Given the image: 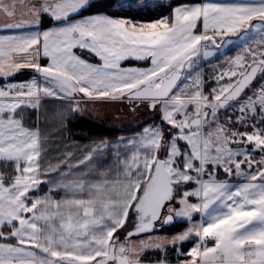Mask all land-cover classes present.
<instances>
[{
  "label": "snow or ice",
  "instance_id": "snow-or-ice-1",
  "mask_svg": "<svg viewBox=\"0 0 264 264\" xmlns=\"http://www.w3.org/2000/svg\"><path fill=\"white\" fill-rule=\"evenodd\" d=\"M0 165V264H264V0H0Z\"/></svg>",
  "mask_w": 264,
  "mask_h": 264
},
{
  "label": "rangeland",
  "instance_id": "rangeland-1",
  "mask_svg": "<svg viewBox=\"0 0 264 264\" xmlns=\"http://www.w3.org/2000/svg\"><path fill=\"white\" fill-rule=\"evenodd\" d=\"M167 1L169 0H163V2H167ZM210 74L211 71L206 72V75H210ZM53 103H54L53 101L48 102V111L50 118L47 123L54 124L57 120L52 117V111L56 108H61V107L66 108V102L64 104H62L59 101L55 102L54 104ZM81 106L87 109V111L84 113V117H87L90 120L97 121L101 124H105L106 126L114 127L118 129L136 128L142 125L144 121L151 120L153 116V113L149 112L147 109H141L135 114L130 113L128 111V105L123 103L96 101L95 103L91 102V103L81 104ZM47 131H49V129H47ZM50 132L53 131L50 130ZM132 136L133 135L127 137H132ZM67 140H74L77 141L80 145H84L92 139L87 133L80 132L75 135L71 133V135H69V138ZM47 147L54 156L59 155L62 151L66 150L65 144L61 140L53 144L51 147L49 145H47ZM79 155L80 153L76 152V156ZM41 187H43V185ZM118 234H122V233H118ZM157 235L172 236L174 235V233L167 234L164 232H159L157 233ZM169 255L170 256L172 255L171 252L169 253ZM172 259L174 260L175 257H172Z\"/></svg>",
  "mask_w": 264,
  "mask_h": 264
},
{
  "label": "trees",
  "instance_id": "trees-1",
  "mask_svg": "<svg viewBox=\"0 0 264 264\" xmlns=\"http://www.w3.org/2000/svg\"><path fill=\"white\" fill-rule=\"evenodd\" d=\"M160 11L165 15L167 14V9H161ZM29 75L30 74H26L24 76L19 77V79L26 80L29 78ZM53 102L55 103L57 101H53ZM46 108L48 109V102L46 103ZM69 127L71 128V132H69L70 134L69 133L66 134L64 140H67L69 138V135H71V133L75 135L81 132V133H87L91 139H99L101 137H107L109 140L115 141L119 137H127L134 135L136 132L140 130L141 125L132 129H118V128L106 126L105 124H101L94 120H90L87 117H83L82 120L81 119L73 120L72 123L69 125ZM57 128H58V121H56L54 124L47 123V126H44L43 124L41 126L42 132L49 136L47 145H49L50 147L56 142L60 141V139L58 138L59 132H57L56 130ZM47 129H49V131H47ZM50 130H52L53 132H50ZM111 164H112L111 158H108L106 159L103 165H99V168L102 169L108 168ZM3 170H4L3 166L0 165V171ZM179 230L180 229H177V231ZM162 232L167 234L174 233L172 231H162ZM146 259H156V257L149 256L146 257Z\"/></svg>",
  "mask_w": 264,
  "mask_h": 264
},
{
  "label": "crops",
  "instance_id": "crops-1",
  "mask_svg": "<svg viewBox=\"0 0 264 264\" xmlns=\"http://www.w3.org/2000/svg\"><path fill=\"white\" fill-rule=\"evenodd\" d=\"M133 63H135V62H133ZM208 71H211V69H209ZM24 75H26V74H24ZM24 75H22V76H24ZM20 77H21V76H20ZM18 78H19V77H18ZM78 99H79V97H78ZM91 102L95 103L96 101L82 102V104L91 103ZM98 102H100V101H98ZM77 152H79V151H77ZM79 153H80V152H79ZM111 166H112V165H111ZM111 166H110V167H111ZM97 167H99V166H97ZM184 247L187 248V247H189V245L186 244V245H184ZM175 259H176V258H175ZM175 259H174V260H175ZM146 260H154V259H146Z\"/></svg>",
  "mask_w": 264,
  "mask_h": 264
},
{
  "label": "flooded vegetation",
  "instance_id": "flooded-vegetation-1",
  "mask_svg": "<svg viewBox=\"0 0 264 264\" xmlns=\"http://www.w3.org/2000/svg\"><path fill=\"white\" fill-rule=\"evenodd\" d=\"M118 235H120L121 236V239H123V235L122 234H118Z\"/></svg>",
  "mask_w": 264,
  "mask_h": 264
},
{
  "label": "water",
  "instance_id": "water-1",
  "mask_svg": "<svg viewBox=\"0 0 264 264\" xmlns=\"http://www.w3.org/2000/svg\"><path fill=\"white\" fill-rule=\"evenodd\" d=\"M118 235V234H117Z\"/></svg>",
  "mask_w": 264,
  "mask_h": 264
}]
</instances>
